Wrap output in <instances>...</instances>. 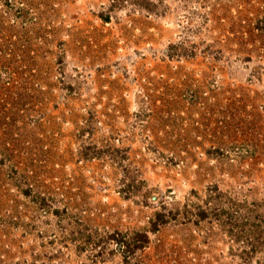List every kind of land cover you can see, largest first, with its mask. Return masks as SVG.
Here are the masks:
<instances>
[{
	"label": "rangeland",
	"instance_id": "1",
	"mask_svg": "<svg viewBox=\"0 0 264 264\" xmlns=\"http://www.w3.org/2000/svg\"><path fill=\"white\" fill-rule=\"evenodd\" d=\"M0 264H264V0H0Z\"/></svg>",
	"mask_w": 264,
	"mask_h": 264
},
{
	"label": "trees",
	"instance_id": "2",
	"mask_svg": "<svg viewBox=\"0 0 264 264\" xmlns=\"http://www.w3.org/2000/svg\"><path fill=\"white\" fill-rule=\"evenodd\" d=\"M103 20V22H107L108 21V18H104V19H102ZM120 243L121 244H124L125 243V241H120ZM147 244V239L145 238L142 242H141V244H140V246H141V249H143L144 248V246ZM127 245V244H126ZM130 245V244H129ZM129 245H127L128 247H130Z\"/></svg>",
	"mask_w": 264,
	"mask_h": 264
}]
</instances>
